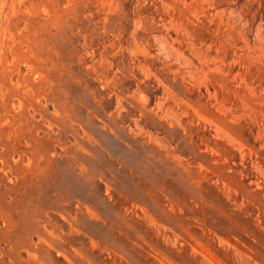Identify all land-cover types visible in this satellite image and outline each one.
Returning <instances> with one entry per match:
<instances>
[{
  "label": "rangeland",
  "instance_id": "374dc122",
  "mask_svg": "<svg viewBox=\"0 0 264 264\" xmlns=\"http://www.w3.org/2000/svg\"><path fill=\"white\" fill-rule=\"evenodd\" d=\"M0 264H264V0H0Z\"/></svg>",
  "mask_w": 264,
  "mask_h": 264
}]
</instances>
